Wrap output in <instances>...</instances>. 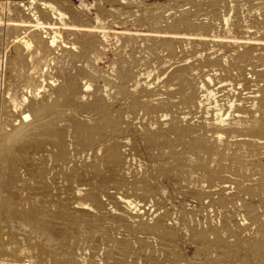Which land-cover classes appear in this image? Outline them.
I'll return each instance as SVG.
<instances>
[{
    "label": "rangeland",
    "instance_id": "obj_1",
    "mask_svg": "<svg viewBox=\"0 0 264 264\" xmlns=\"http://www.w3.org/2000/svg\"><path fill=\"white\" fill-rule=\"evenodd\" d=\"M2 6L0 112L53 92L0 159L2 263L264 264V0ZM34 48L63 72L8 96Z\"/></svg>",
    "mask_w": 264,
    "mask_h": 264
},
{
    "label": "bare ground",
    "instance_id": "obj_2",
    "mask_svg": "<svg viewBox=\"0 0 264 264\" xmlns=\"http://www.w3.org/2000/svg\"><path fill=\"white\" fill-rule=\"evenodd\" d=\"M37 2H39V0H0V6H2V5H4V6H6V10H7V12L8 13H12V11L15 9V8H17V7H19L20 5H28V4H36ZM212 2V1H211ZM218 2V1H217ZM3 7V6H2ZM2 9V8H1ZM2 11H3V9H2ZM4 14V13H3ZM8 15V14H7ZM180 15V14H179ZM184 15V14H183ZM9 17H10V15H9ZM7 18H8V16H7ZM185 19V18H184ZM184 19H182V20H184ZM8 21V20H7ZM6 21V22H7ZM187 23V22H186ZM17 24H18V22H17ZM187 25V24H186ZM18 26V25H17ZM201 26V25H200ZM203 27V26H202ZM24 28V27H23ZM179 28V27H178ZM33 29V28H32ZM206 29V28H205ZM28 31V30H27ZM31 31V30H30ZM33 31V30H32ZM22 34V33H21ZM41 38V37H40ZM153 39V38H152ZM169 41V40H168ZM165 44V43H164ZM43 45V44H42ZM161 45V44H160ZM163 45V44H162ZM221 46V45H220ZM262 46V45H261ZM31 47H33V46H31ZM23 49H24V47H23ZM22 49V50H23ZM32 49V48H31ZM21 50V51H22ZM248 50H249V48H248ZM253 50H254V48H253ZM20 51V52H21ZM40 50L39 49H36V48H34V50L33 51H30V56H32V58H31V61H33L34 59H37L38 57H42V58H44L45 60H46V62L51 58V59H53V57H51V56H49L48 54H44V53H42L41 51L39 52ZM190 51V50H189ZM252 51V50H251ZM260 51V50H259ZM19 52V56L20 57H18V55H17V58L16 59H18L19 58V62L18 61H16V59H15V64L14 65H12V67H13V73L11 72L10 74L12 75V74H14V79H13V81H12V83L11 84H7L8 86H9V88H8V92H7V95L9 96H12V97H17V95H18V98H19V94L20 93H22L24 96H27L28 98H29V94L26 92H24V91H22L23 89H22V87H21V85H23V84H25V86L29 83V80L30 79H32L33 81H34V85L36 86V85H39L40 83L42 84L43 83V81L40 79V78H43V80H46L47 82H48V79L50 78V77H54L56 80H57V78L55 77V75H57L56 73H57V71H58V73H61V72H63L62 70H61V67H57L56 66V68H55V71H56V73L54 74V75H51L52 73L50 72V71H43V69H42V67H41V65L40 64H35V63H37V62H35V60L32 62V64H31V66H29V64L30 63H28V67H27V62H25V64H23L21 61L23 60V59H25V57H26V52H23V54L22 53H20ZM242 52V51H241ZM243 53V52H242ZM245 53V52H244ZM42 55V56H39V55ZM87 54V53H86ZM240 54V53H239ZM246 54H247V52H246ZM251 54V53H250ZM24 55H25V57H24ZM27 55H28V53H27ZM238 55V54H237ZM241 55V54H240ZM244 55V54H243ZM252 55V54H251ZM258 55V54H257ZM236 56V55H235ZM15 57V56H14ZM65 57V56H64ZM21 58V59H20ZM55 58V57H54ZM56 58H59L58 56L56 57ZM13 59V58H12ZM11 59V60H12ZM13 59V60H14ZM39 59V58H38ZM38 59H37V61H38ZM62 59H63V57H62ZM65 60V59H64ZM25 61V60H24ZM26 61H27V59H26ZM56 61H60V60H56ZM73 61V60H72ZM22 64H21V63ZM48 62H50V60L48 61ZM65 62V61H64ZM14 63V62H13ZM16 63H19V64H16ZM58 63V62H57ZM61 63H62V61H61ZM73 63V62H72ZM68 64V63H67ZM172 64V63H171ZM170 64V65H171ZM239 66V65H238ZM29 67L30 68H32V71H30V72H26L25 70H27V68L29 69ZM52 67H54V66H52ZM69 69V68H68ZM12 70V69H11ZM59 70H61V71H59ZM65 71H66V68H65ZM33 72L34 73H37V77H35V75H33ZM68 72V71H67ZM79 72V71H78ZM176 72V71H175ZM174 74V73H173ZM244 74V73H243ZM84 75V74H83ZM179 75V74H178ZM74 75H72V77H73ZM168 76V75H167ZM31 77V78H30ZM60 77V76H59ZM261 77V76H260ZM64 78V77H63ZM59 79V78H58ZM168 79V78H167ZM166 79V80H167ZM172 79V78H171ZM175 79V78H174ZM31 80V81H32ZM169 80V79H168ZM54 81V80H53ZM77 81V80H76ZM165 83V82H164ZM165 84H167V83H165ZM180 84V83H179ZM44 85V86H43ZM48 85V87H49V84H42L40 87H39V91L42 89V91H44V87L45 86H47ZM61 85V84H60ZM253 85V84H252ZM247 86V85H246ZM34 87V86H33ZM53 87V86H52ZM190 87V86H189ZM50 88V87H49ZM49 88H48V90H49ZM5 90H6V88H4ZM52 89V88H51ZM32 90V89H31ZM53 90V89H52ZM151 90V89H150ZM41 91V92H42ZM158 91H159V89H158ZM173 91V90H172ZM183 91H184V88H183ZM193 91V90H192ZM58 92H61V89H60V91H58ZM78 92H80V91H78ZM148 92V91H147ZM156 92V91H155ZM163 92V91H162ZM57 93V92H56ZM75 93V92H74ZM175 93H176V91H175ZM178 93V92H177ZM41 94V93H40ZM44 94H47L46 96H51L52 94H53V92L50 90V92H46V93H44ZM43 93H42V95H41V97L42 98H39V99H34V103H35V106H34V108L35 109H30L29 107H28V109H26L27 107H25V106H22V105H20V104H17L15 101H13L10 105H6L7 106V109H9V110H7L6 111V113H5V111L4 110H2V111H4L3 112V114L0 116L1 117V121H3L4 122V124H2V122L0 121V159L2 160V161H7V159H9V158H7V159H5L7 156L9 157V153H10V150H11V147H13L14 146V144H16L17 142H19V141H25L26 139H28L29 137H28V131H32V130H34L33 128L34 127H36L37 126V124H38V121H40V119L42 120V117H41V114L43 115V114H45L46 112H45V109L43 108V109H41V110H39L38 112H37V110H36V108L38 107V105H40L39 103L41 102V101H43V99L45 98V95H44ZM57 94H59V93H57ZM125 94V93H124ZM171 94H172V92H171ZM39 95V94H38ZM44 95V96H43ZM55 95V94H54ZM156 95V94H155ZM167 95H170V94H167ZM193 96H195V95H193ZM11 97V98H12ZM55 97V96H54ZM239 98V97H238ZM262 98V97H261ZM47 99V98H46ZM50 99H51V97H50ZM8 100V99H7ZM27 100V99H26ZM40 100V101H39ZM22 101V100H21ZM6 102H8V101H6ZM51 102V101H50ZM25 103V102H24ZM28 103V102H27ZM33 103V102H32ZM4 104H5V101H4ZM49 104V103H48ZM28 105V104H27ZM34 105V104H33ZM3 107H5V105L3 106ZM53 107V106H52ZM158 110V109H157ZM40 111H42V112H40ZM49 111V110H48ZM8 112V113H7ZM40 112V113H39ZM53 112V111H52ZM50 114V113H49ZM44 118V117H43ZM11 122H10V121ZM10 122V124H9V122ZM8 123V124H7ZM41 123V122H40ZM6 125L7 126H11V125H14L13 127H10L9 129L8 128H6ZM36 125V126H35ZM233 128V127H232ZM234 129V128H233ZM36 131V130H35ZM222 131V130H221ZM228 131H229V129H228ZM231 131V130H230ZM223 132V131H222ZM224 132H225V130H224ZM233 133V132H232ZM235 133H236V131H235ZM30 134V133H29ZM229 134H230V132H229ZM27 135V136H26ZM33 135V134H32ZM237 135V134H236ZM240 135V134H239ZM247 135V134H246ZM30 136V135H29ZM234 136V135H233ZM255 136V135H254ZM32 137L30 136V139H31ZM26 141H28V140H26ZM241 142V141H240ZM18 144V143H17ZM22 144V143H21ZM23 144H24V142H23ZM13 145V146H12ZM17 146V145H16ZM18 146H20V145H18ZM15 147V146H14ZM247 149V148H246ZM104 150V149H103ZM9 152V153H8ZM6 154H8V155H6ZM111 154V153H110ZM109 155V154H108ZM4 156V157H3ZM220 156V155H219ZM4 160H3V159ZM234 161V160H233ZM238 161V160H237ZM3 163V162H2ZM0 165H1V163H0ZM264 165V164H263ZM3 166V165H2ZM263 167V166H262ZM263 170V169H262ZM30 173V172H29ZM31 174V173H30ZM31 177V176H30ZM5 198V197H4ZM35 200V199H34ZM37 200V199H36ZM13 206V205H12ZM43 210V209H42ZM34 212H35V209H34ZM38 213V212H37ZM36 213V214H37ZM30 215V214H29ZM28 215V216H29ZM15 216V215H14ZM19 216V215H18ZM23 216V215H22ZM27 217V216H26ZM25 217V218H26ZM28 219V218H27ZM28 220H30V219H28ZM32 222V221H31ZM31 227V226H30ZM42 228V227H41ZM14 232V231H13ZM20 232V231H19ZM18 232V233H19ZM24 232V231H23ZM21 235V234H20ZM15 236H18V234L17 235H15ZM22 237H24V236H22ZM26 237V236H25ZM30 237V236H29ZM15 239H16V237H14ZM13 238V239H14ZM18 240V239H17ZM24 240V239H23ZM12 242V241H11ZM13 243V242H12ZM206 243V242H205ZM8 244V243H7ZM9 244H11V243H9ZM15 245V244H14ZM210 245V244H209ZM4 246H6L7 247V245H4ZM24 246V245H23ZM30 246V245H29ZM8 247H9V245H8ZM17 247V246H16ZM20 247H22V246H20ZM25 247H27V246H25ZM35 248V247H34ZM22 249V248H21ZM27 250V248H24L23 250ZM2 250V247H1V249H0V251ZM29 250H27V252H28ZM18 252V251H17ZM26 252V251H25ZM25 254V253H24ZM33 254V253H32ZM38 254V253H37ZM5 255V254H4ZM10 256V255H9ZM40 256V255H39ZM228 256V255H227ZM19 257V256H18ZM24 258V257H23ZM46 258V257H45ZM16 259V258H15ZM17 260V259H16ZM47 261V260H46ZM48 261H50V260H48ZM1 262V261H0ZM34 262H36V261H34ZM0 264H6V262L5 263H0ZM9 264V263H8Z\"/></svg>",
    "mask_w": 264,
    "mask_h": 264
}]
</instances>
